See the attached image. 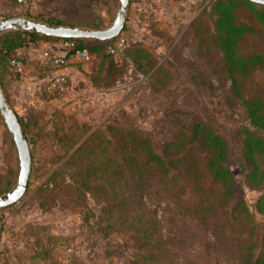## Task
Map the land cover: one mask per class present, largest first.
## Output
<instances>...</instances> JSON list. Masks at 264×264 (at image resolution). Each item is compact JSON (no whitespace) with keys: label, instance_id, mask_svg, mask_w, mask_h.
<instances>
[{"label":"rangeland","instance_id":"1","mask_svg":"<svg viewBox=\"0 0 264 264\" xmlns=\"http://www.w3.org/2000/svg\"><path fill=\"white\" fill-rule=\"evenodd\" d=\"M10 2L16 7L0 9L4 19L34 20L44 13L76 21L78 7L87 6L90 9L84 11L86 16L78 19L81 28L100 26L98 22L103 20L108 21L106 27L110 26L119 4V0ZM200 4L201 0H130L126 30L106 41V48L123 39L125 47L140 44L155 52L158 62L169 71L166 87L158 91L151 89L142 73L140 66L146 67L147 59L134 63L123 59V55H111L115 67L105 73L98 69L102 50L90 62L73 60L62 65L59 69H66L62 74L68 78L65 92L50 93L46 90L49 78L43 80L39 68H29V55L38 56L46 50L62 54L64 50L38 41L12 54L13 68L2 76L4 98L31 138L32 170L21 201L0 211V241L7 243L0 264H232L231 250L226 251L194 222L171 211L153 193L144 195L143 203L147 213L161 223L159 246L151 249L153 255L145 256L137 251L123 224L126 212H115L109 218L103 208L105 199L97 191L91 193L90 188L88 192L82 191L85 179L75 181L77 170L87 165L86 158L90 156L68 158L93 131L109 122L149 132L161 142L169 137L174 122L167 118L170 114L184 116L182 125L193 115L208 118L229 139L246 122L232 91V80L226 75L211 73L214 59L210 55L200 57L196 52V42L188 25ZM93 15L96 17L92 18ZM239 18L250 26L258 24L260 29V34L244 37L242 53L264 50V25L244 5L239 7ZM87 20L93 24L87 25ZM91 75L95 78H89ZM237 83L243 96L260 99L264 107V68H255L248 75L237 77ZM5 131L8 129L0 115V167ZM237 154L233 153L231 164L236 188L255 211L256 198L264 188L254 190L246 185ZM57 169L63 180L58 176L46 183ZM140 212L141 209L136 210L130 218ZM256 215L257 219L262 218ZM44 227L41 235L38 228ZM37 237L45 245L37 250L28 249L27 243H34ZM19 243L24 245L22 249L16 247Z\"/></svg>","mask_w":264,"mask_h":264},{"label":"trees","instance_id":"2","mask_svg":"<svg viewBox=\"0 0 264 264\" xmlns=\"http://www.w3.org/2000/svg\"><path fill=\"white\" fill-rule=\"evenodd\" d=\"M241 5L264 25V6L248 0H201L196 16L188 25L199 56L210 55L214 59L211 73L226 75L232 80V91L239 100L246 122L235 130L231 139L216 130L208 118L193 115L182 125V119L186 120L184 116L170 114L167 118L174 122L169 137L162 142L149 132L109 122L93 131L68 156L71 160L78 155L90 156L86 158L87 165L77 170L78 180L75 181L85 179L82 191L90 188L91 193L97 191L105 199L103 208L109 218L115 212H126L123 224L130 232L129 238L135 249L145 256L153 255L151 249L159 246L161 223L147 213L143 203V196L153 193L159 195L171 211L194 222L208 237L220 242L226 251L231 250L232 264H264V191L257 196L255 211H252L236 188L231 168L233 153H238L246 185L254 190L264 188V107L260 99L243 96L237 83V77L248 75L255 68H264V50L242 53L244 37H254L260 34V29L258 24L250 26L239 18ZM83 7H78L76 21L44 13L34 20L51 26L78 27V19L84 18V11L90 9ZM86 23L93 24V21L87 20ZM98 24L101 25L90 29H105L108 21H99ZM38 41H72L77 48L86 49L93 55L103 50L99 71L109 73L115 67L110 59L112 56L106 53L108 42L56 39L12 30L0 36V88L3 96L2 76L13 68L10 57L17 50ZM123 56L134 63L147 59L146 67H140L151 89L158 91L166 87L169 71L158 62L155 52L140 44H132L124 48ZM39 70L41 76L54 72V69L41 67ZM20 125L30 148L31 138L21 122ZM18 172L17 149L12 135L5 131L0 196L14 186ZM58 176L61 173L57 169L46 183ZM138 209H141L140 215L130 218ZM256 214L262 218L257 219ZM38 230L42 235L45 227ZM44 245L43 239L37 237L34 243H27V248L37 250Z\"/></svg>","mask_w":264,"mask_h":264},{"label":"water","instance_id":"3","mask_svg":"<svg viewBox=\"0 0 264 264\" xmlns=\"http://www.w3.org/2000/svg\"><path fill=\"white\" fill-rule=\"evenodd\" d=\"M263 5L264 0H248ZM130 0H119L115 17L105 29L95 30L81 27L51 26L24 17H9L0 21V36L12 30L31 32L37 35L70 40H93L106 42L115 39L124 29ZM0 115L12 135L18 153L19 172L14 186L0 196V211L8 209L21 201L28 189L32 170V156L20 122L5 100L0 88Z\"/></svg>","mask_w":264,"mask_h":264},{"label":"built area","instance_id":"4","mask_svg":"<svg viewBox=\"0 0 264 264\" xmlns=\"http://www.w3.org/2000/svg\"><path fill=\"white\" fill-rule=\"evenodd\" d=\"M4 18L0 15V21ZM64 52L62 54L55 53L53 50H46L40 55V66L43 69H54V72L59 68L69 63L71 60L81 62H90L93 59L91 54L86 49L77 48L76 44L72 41L65 42ZM125 42L123 39H117L110 46L106 48V53L110 55H123ZM68 83V78L64 74L53 73L46 84V90L50 93L63 94ZM17 248L22 249L24 245L19 243ZM7 243L0 241V259L3 257Z\"/></svg>","mask_w":264,"mask_h":264},{"label":"crops","instance_id":"5","mask_svg":"<svg viewBox=\"0 0 264 264\" xmlns=\"http://www.w3.org/2000/svg\"><path fill=\"white\" fill-rule=\"evenodd\" d=\"M11 0H0V9L1 10H4V9H8V10H12V9H15V8H11V7H13V6H15L14 5V3L13 4H11V2H10ZM14 2L16 1V0H13ZM31 3V2H30ZM27 4H29V3H27ZM16 7V6H15ZM27 7H28V5H27ZM14 11V10H13ZM2 12V11H1ZM16 16V15H15ZM191 22V21H190ZM45 43H50L51 45H54V46H56V47H58L59 48V50H64V48H65V44H64V42H45ZM30 58L29 59H31V60H29L30 62L28 63L29 64V68H33V69H35V68H40L41 66H40V55H34V53H30ZM71 61H73V60H71ZM70 61V62H71ZM25 62V61H24ZM42 69V68H41ZM63 71H66V69H64ZM63 71L62 70H57V71H55V72H52V73H46L44 76H41L42 77V79L43 80H46V79H48V78H50L51 77V75L53 74V73H60V74H62L63 73ZM65 73V72H64Z\"/></svg>","mask_w":264,"mask_h":264}]
</instances>
